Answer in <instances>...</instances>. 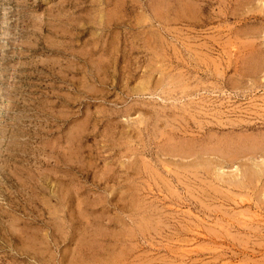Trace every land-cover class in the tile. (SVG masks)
<instances>
[{"label":"rangeland","instance_id":"374dc122","mask_svg":"<svg viewBox=\"0 0 264 264\" xmlns=\"http://www.w3.org/2000/svg\"><path fill=\"white\" fill-rule=\"evenodd\" d=\"M0 264H264V0H0Z\"/></svg>","mask_w":264,"mask_h":264},{"label":"bare ground","instance_id":"6f19581e","mask_svg":"<svg viewBox=\"0 0 264 264\" xmlns=\"http://www.w3.org/2000/svg\"><path fill=\"white\" fill-rule=\"evenodd\" d=\"M106 59V58H105Z\"/></svg>","mask_w":264,"mask_h":264}]
</instances>
